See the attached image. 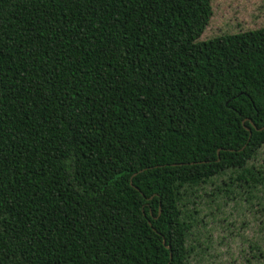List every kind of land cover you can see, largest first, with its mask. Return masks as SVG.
Wrapping results in <instances>:
<instances>
[{
    "label": "trees",
    "instance_id": "trees-1",
    "mask_svg": "<svg viewBox=\"0 0 264 264\" xmlns=\"http://www.w3.org/2000/svg\"><path fill=\"white\" fill-rule=\"evenodd\" d=\"M212 16L0 0V264H187L181 189L255 185L264 28L199 42Z\"/></svg>",
    "mask_w": 264,
    "mask_h": 264
},
{
    "label": "rangeland",
    "instance_id": "rangeland-1",
    "mask_svg": "<svg viewBox=\"0 0 264 264\" xmlns=\"http://www.w3.org/2000/svg\"><path fill=\"white\" fill-rule=\"evenodd\" d=\"M212 9L199 42L264 28V0H212ZM247 169L250 190L236 181L239 170L181 189L193 217L187 264H264V147Z\"/></svg>",
    "mask_w": 264,
    "mask_h": 264
},
{
    "label": "water",
    "instance_id": "water-1",
    "mask_svg": "<svg viewBox=\"0 0 264 264\" xmlns=\"http://www.w3.org/2000/svg\"><path fill=\"white\" fill-rule=\"evenodd\" d=\"M169 248V247H168Z\"/></svg>",
    "mask_w": 264,
    "mask_h": 264
}]
</instances>
